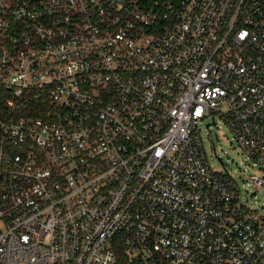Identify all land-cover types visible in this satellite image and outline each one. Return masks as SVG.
Segmentation results:
<instances>
[{
    "label": "built area",
    "instance_id": "built-area-1",
    "mask_svg": "<svg viewBox=\"0 0 264 264\" xmlns=\"http://www.w3.org/2000/svg\"><path fill=\"white\" fill-rule=\"evenodd\" d=\"M218 117L264 165V0H0V264H264Z\"/></svg>",
    "mask_w": 264,
    "mask_h": 264
},
{
    "label": "rangeland",
    "instance_id": "rangeland-1",
    "mask_svg": "<svg viewBox=\"0 0 264 264\" xmlns=\"http://www.w3.org/2000/svg\"><path fill=\"white\" fill-rule=\"evenodd\" d=\"M210 123L212 120L202 122L200 136L212 169L228 171L237 181L242 202L264 218V187L257 188L251 180L252 176L264 180V165L257 164L242 152L221 118H216V125L207 128Z\"/></svg>",
    "mask_w": 264,
    "mask_h": 264
},
{
    "label": "trees",
    "instance_id": "trees-1",
    "mask_svg": "<svg viewBox=\"0 0 264 264\" xmlns=\"http://www.w3.org/2000/svg\"><path fill=\"white\" fill-rule=\"evenodd\" d=\"M125 264V263H124Z\"/></svg>",
    "mask_w": 264,
    "mask_h": 264
},
{
    "label": "water",
    "instance_id": "water-1",
    "mask_svg": "<svg viewBox=\"0 0 264 264\" xmlns=\"http://www.w3.org/2000/svg\"><path fill=\"white\" fill-rule=\"evenodd\" d=\"M221 160V159H220Z\"/></svg>",
    "mask_w": 264,
    "mask_h": 264
}]
</instances>
